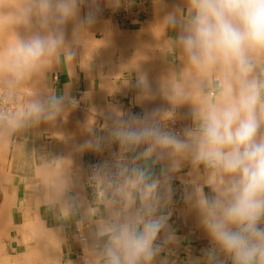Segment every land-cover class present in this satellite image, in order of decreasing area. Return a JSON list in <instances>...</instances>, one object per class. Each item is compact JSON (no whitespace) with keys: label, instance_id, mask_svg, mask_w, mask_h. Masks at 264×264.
I'll list each match as a JSON object with an SVG mask.
<instances>
[{"label":"clouds","instance_id":"1","mask_svg":"<svg viewBox=\"0 0 264 264\" xmlns=\"http://www.w3.org/2000/svg\"><path fill=\"white\" fill-rule=\"evenodd\" d=\"M121 4L18 0L10 15L25 31L0 43L4 102L61 54L74 56L69 24L72 35L90 30L102 5L116 10ZM159 23L183 74L154 89L147 73L136 71L137 102L158 94L167 107L136 115L111 106L101 113L99 131L86 126L79 151H108L109 157L87 177L99 190L103 211L81 239L82 248L90 264H169L162 254L179 244L169 223L173 181L179 179L186 210L196 214L209 241L188 264H264V0H182ZM65 105L63 95L50 94L0 111V138L31 122H55ZM181 106L188 108L190 123L177 130L171 125ZM74 187L68 178L54 195L65 218L78 202Z\"/></svg>","mask_w":264,"mask_h":264},{"label":"crops","instance_id":"2","mask_svg":"<svg viewBox=\"0 0 264 264\" xmlns=\"http://www.w3.org/2000/svg\"><path fill=\"white\" fill-rule=\"evenodd\" d=\"M181 3L122 0L116 10L102 5L90 30L70 33V39L76 41L68 44L72 58L66 60L61 54L24 82L30 86V94L11 111L31 97L50 94L63 95L66 105L64 115L55 122H31L12 136L0 138V264H90L89 251L80 241L89 236L103 208L99 190L87 183V177L92 166L108 158L109 152H81L79 145L88 138L86 126L93 125L99 131L105 122L101 113L107 114L111 106L136 115L157 106L167 107L158 94L153 100L138 103L132 84L138 70L147 73L154 89L182 76L179 54L175 53L174 62L168 61L169 41L159 23ZM187 112L186 106L176 109L183 127L190 123ZM112 150H116L115 145ZM68 178L75 182L73 194H78V202L72 215L65 218L54 195ZM173 188L169 223L179 244L172 246L171 254L162 255L168 260H189L200 256L209 241L196 214L186 210L179 179L173 181Z\"/></svg>","mask_w":264,"mask_h":264},{"label":"bare ground","instance_id":"3","mask_svg":"<svg viewBox=\"0 0 264 264\" xmlns=\"http://www.w3.org/2000/svg\"><path fill=\"white\" fill-rule=\"evenodd\" d=\"M18 0H0V43L10 40L14 35L23 33L25 25L12 19L10 13L16 7ZM72 25L67 26L68 41Z\"/></svg>","mask_w":264,"mask_h":264},{"label":"rangeland","instance_id":"4","mask_svg":"<svg viewBox=\"0 0 264 264\" xmlns=\"http://www.w3.org/2000/svg\"><path fill=\"white\" fill-rule=\"evenodd\" d=\"M71 41V42H70ZM68 41V44L76 42V41H72L70 40ZM166 56L168 58L169 62H174L175 61V53H170V52H166ZM30 86L27 83H23L20 86H18L15 90V92L12 94L11 99L8 102H4V97L6 95L5 90L3 89V87H0V111H7V110H12V108L14 107L15 103H17L19 100L23 99L24 97H26L27 95L30 94ZM182 119L181 117L176 116V120L175 122L171 125L172 127H180V129L183 127ZM179 129V128H178ZM200 255V254H198ZM188 264V260L185 259H180V260H171L169 259L168 262L169 264Z\"/></svg>","mask_w":264,"mask_h":264},{"label":"built area","instance_id":"5","mask_svg":"<svg viewBox=\"0 0 264 264\" xmlns=\"http://www.w3.org/2000/svg\"><path fill=\"white\" fill-rule=\"evenodd\" d=\"M3 111V110H2ZM8 111V110H7ZM174 128V127H173Z\"/></svg>","mask_w":264,"mask_h":264}]
</instances>
